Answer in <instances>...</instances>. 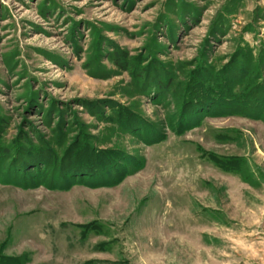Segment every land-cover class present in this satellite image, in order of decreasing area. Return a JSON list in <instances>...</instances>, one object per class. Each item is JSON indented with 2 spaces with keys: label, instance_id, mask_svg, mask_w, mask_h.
I'll return each instance as SVG.
<instances>
[{
  "label": "rangeland",
  "instance_id": "1",
  "mask_svg": "<svg viewBox=\"0 0 264 264\" xmlns=\"http://www.w3.org/2000/svg\"><path fill=\"white\" fill-rule=\"evenodd\" d=\"M0 264H264V0H0Z\"/></svg>",
  "mask_w": 264,
  "mask_h": 264
},
{
  "label": "trees",
  "instance_id": "2",
  "mask_svg": "<svg viewBox=\"0 0 264 264\" xmlns=\"http://www.w3.org/2000/svg\"><path fill=\"white\" fill-rule=\"evenodd\" d=\"M217 94L216 95H218V96H223L222 94H223V85H217ZM230 92V91H229ZM232 93V92H231ZM230 93V94H231ZM223 97H225V96H223ZM215 98H217V97H215ZM220 98V97H219Z\"/></svg>",
  "mask_w": 264,
  "mask_h": 264
}]
</instances>
